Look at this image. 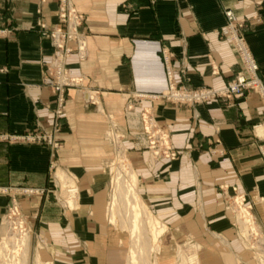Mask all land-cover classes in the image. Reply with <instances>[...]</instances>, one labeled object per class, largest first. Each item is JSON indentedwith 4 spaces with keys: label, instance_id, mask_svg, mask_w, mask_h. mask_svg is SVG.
Instances as JSON below:
<instances>
[{
    "label": "crops",
    "instance_id": "obj_1",
    "mask_svg": "<svg viewBox=\"0 0 264 264\" xmlns=\"http://www.w3.org/2000/svg\"><path fill=\"white\" fill-rule=\"evenodd\" d=\"M69 1L85 45L64 59L72 86L61 147L51 155L43 145L0 142V238L15 214L45 264H127L126 237L107 211L123 156L162 228L156 264H178L181 251L197 264H264L260 98L248 92L194 108L151 98L167 86L164 52L178 88H224L237 68L222 30L227 11L247 22L264 91V0ZM58 10V0H0V134L53 132L56 98L45 83L53 48L42 34L59 27ZM144 113L167 134L174 160L150 157ZM240 209L254 228L253 249Z\"/></svg>",
    "mask_w": 264,
    "mask_h": 264
},
{
    "label": "built area",
    "instance_id": "obj_2",
    "mask_svg": "<svg viewBox=\"0 0 264 264\" xmlns=\"http://www.w3.org/2000/svg\"><path fill=\"white\" fill-rule=\"evenodd\" d=\"M58 23L59 27L51 31H46L42 35L50 41L53 48L52 59L47 68H45V83L51 88L56 98V108L54 109V132L46 133L38 126L30 132L15 136L10 134H0V142L6 143H35L46 146L51 153H57L61 142L57 138L60 132V120L63 118V106L65 102V91L72 86L71 77L65 67L64 59L73 52L81 54L84 50L83 33L78 29L83 24V19L68 7L66 0H58ZM226 24L222 28L225 37L231 42L233 52L238 55L237 65L241 68V73L233 75L226 86L220 90H212L206 87H193L188 91L179 90L176 86L171 65V54L163 53V65L166 77V91L156 96H151L153 100L165 101L177 106H198L211 101H223L225 99H237L245 92L252 90L258 93L264 103V91L262 90L258 78V66L254 57L251 55L244 38L239 37V29L231 23L233 14L230 11L225 12ZM69 43L75 45V49L69 46ZM88 96V95H87ZM143 97V96H142ZM91 101L90 98H88ZM144 130L151 141L148 145V151L159 158L173 159L176 152L168 145L167 135L156 127L154 119L145 114L143 116ZM162 153V154H161ZM230 205V204H227Z\"/></svg>",
    "mask_w": 264,
    "mask_h": 264
},
{
    "label": "bare ground",
    "instance_id": "obj_3",
    "mask_svg": "<svg viewBox=\"0 0 264 264\" xmlns=\"http://www.w3.org/2000/svg\"><path fill=\"white\" fill-rule=\"evenodd\" d=\"M115 175L109 218L113 226H115L116 219L120 220L121 224L127 227L130 234L127 264H156L155 257L159 251L158 240L162 235V228L155 226L151 214L137 196L135 177L128 167L120 163ZM239 223L249 227L247 219H239ZM243 232L245 233L244 230ZM6 238L2 242V251L8 245ZM15 246L22 251L21 257L16 259L18 260L16 264H26L28 234L19 237L15 242ZM36 264L43 263L36 258ZM179 264H197V260L194 256L182 257Z\"/></svg>",
    "mask_w": 264,
    "mask_h": 264
},
{
    "label": "rangeland",
    "instance_id": "obj_4",
    "mask_svg": "<svg viewBox=\"0 0 264 264\" xmlns=\"http://www.w3.org/2000/svg\"><path fill=\"white\" fill-rule=\"evenodd\" d=\"M66 3H67V5H68V7H71V2L69 1V0H66ZM232 13V12H231ZM233 14V13H232ZM224 16H225V13H224ZM226 17V16H225ZM233 21H231V23L232 24H234L237 28H238V26H242L240 29H239V37H242V38H246V33H247V30H248V26H247V22L246 21H241V20H238L234 15H233ZM225 20H226V18H225ZM227 40H228V38H227ZM245 41H246V39H245ZM229 43H230V46H231V48H232V50H233V47H232V44H231V42L229 41ZM69 46L71 47V48H73V49H75V45L73 44V43H69ZM234 51V50H233ZM250 51V50H249ZM250 53H251V51H250ZM234 55H235V58H236V61H237V59H238V55L234 52ZM252 55V54H251ZM236 71H235V73H234V75L235 74H237V73H241V68L238 66V65H236ZM258 78H259V80H260V83H261V87H262V80H261V78H260V76H259V72H258ZM231 80V79H230ZM229 80V81H230ZM228 81V82H229ZM227 82V83H228ZM226 83V84H227ZM226 86V85H225ZM224 86V87H225ZM188 89H190V88H185V89H181V88H179V90H182V91H188ZM213 90V89H212ZM262 90H263V88H262ZM52 91V90H51ZM165 91H166V89H165ZM164 91V92H165ZM248 92H251V93H256L255 91H252V90H249V91H247V92H245L241 97H243L246 93H248ZM65 94H66V91H65ZM162 94V93H161ZM257 94V96L260 98V100H261V97H260V95L258 94V93H256ZM241 97H239V98H241ZM226 101L227 100H229V99H225ZM231 100H234V99H231ZM159 102H164V103H168V102H165V101H159ZM211 102H214V101H211ZM261 102L263 103V101L261 100ZM168 104H171V103H168ZM263 105H264V103H263ZM182 106H187V105H182ZM187 107H189V108H194V107H192V106H187ZM144 114H147V115H149L150 116V114L149 113H144ZM142 119H143V117H142ZM142 122H143V120H142ZM144 124V123H143ZM156 127H157V125H156ZM159 129V128H158ZM143 130H144V127H143ZM160 130V129H159ZM164 134H166L163 130H161ZM53 132H54V129H53ZM53 132H51V133H53ZM144 133H145V130H144ZM145 135H146V138H147V144L149 145L150 144V140L148 139V136H147V134L145 133ZM167 135V134H166ZM167 142H168V145L171 147V145H170V143H169V138H168V136H167ZM44 146V145H43ZM61 147V146H60ZM60 149V148H59ZM50 151V150H49ZM149 152V151H148ZM51 153V152H50ZM55 154H57V153H55ZM54 153H51V155H55ZM149 154H150V157L153 159V161H157V160H159V159H165V160H170V159H166V158H164V157H161V158H159V156L157 157V156H154V155H152V153L151 152H149ZM162 154V153H161ZM176 157H177V153H176ZM175 157V158H176ZM120 158V159H119ZM175 158H173V159H171V160H174ZM122 161V163L124 164V165H128L130 168H131V166H130V164H129V162H128V160H126L125 159V157H123V156H118V158L115 160V161ZM135 174V173H134ZM113 175H114V172L113 171H111V182H110V184H109V190H108V193H109V195H108V202H107V211H108V209H109V207H110V203H111V200H112V196H113V192H112V188H111V186H112V178H113ZM136 177V176H135ZM115 179H116V175H115ZM114 183V182H113ZM24 192H28V193H31L30 191H27V190H25ZM136 192H137V194H139V192H138V181H137V177H136ZM143 203V202H142ZM144 204V203H143ZM145 205V204H144ZM146 207V206H145ZM147 208V207H146ZM243 210V211H242ZM108 215H109V211H108ZM243 216H246L247 217V221H249L250 219L248 218V216H247V214H246V212L244 211V209H240L239 211H238V220L239 219H241L242 220V218L243 219H245ZM108 219H109V216H108ZM154 223H155V226L156 227H159V224H157V222L154 220ZM250 224V223H249ZM248 224V225H249ZM117 228H119L122 232H123V234L125 235V237H126V244H127V247H128V250H129V246H130V234H129V232H128V229H127V227H125V226H123L122 224H121V222H120V220H118V219H116V221H115V224H114ZM1 227H2V230H4V231H1V238H0V264H16V262L18 261V260H16V259H18V258H20L21 257V254H22V251H21V249H18L16 246H15V242H16V240L19 238V237H21V236H23V235H25L26 233L28 234V257H27V260H26V264H36V258H37V260L38 261H40L39 260V255H38V253L36 252V253H34V251H33V248L31 247L32 245H31V237H30V234H29V231H28V228H27V224H26V222L25 221H22L21 220V218H19V216H16L15 214L14 215H9V216H7L4 220H3V222H2V225H1ZM248 229V230H247ZM247 229H243L244 231H245V233L243 232V238H248L247 240L250 242V240H251V238H253L254 236H256L255 235V233H254V231H253V227L252 226H249V227H247ZM4 234V235H3ZM7 237V238H6ZM4 238H6L7 240H8V245L7 246H5V249L2 251V242H3V239ZM161 238V237H160ZM159 241V240H158ZM251 242H253V240H251ZM250 242V243H251ZM256 246L254 245V244H250V245H248V248H255ZM179 251H181V250H179ZM192 253V254H191ZM183 254V255H182ZM194 253L193 252H190V253H187V252H180L179 253V257H181L180 258V260H179V262H178V264L180 263V261L182 260V257H191L192 255H193ZM41 262V261H40ZM41 263H43V262H41ZM43 264H45V263H43Z\"/></svg>",
    "mask_w": 264,
    "mask_h": 264
}]
</instances>
